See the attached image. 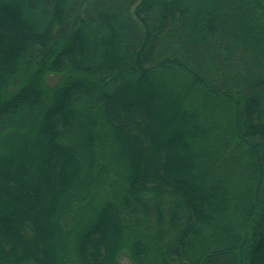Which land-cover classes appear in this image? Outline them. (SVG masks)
<instances>
[{
	"label": "trees",
	"instance_id": "1",
	"mask_svg": "<svg viewBox=\"0 0 264 264\" xmlns=\"http://www.w3.org/2000/svg\"><path fill=\"white\" fill-rule=\"evenodd\" d=\"M122 256L264 264V0H0V264Z\"/></svg>",
	"mask_w": 264,
	"mask_h": 264
},
{
	"label": "rangeland",
	"instance_id": "2",
	"mask_svg": "<svg viewBox=\"0 0 264 264\" xmlns=\"http://www.w3.org/2000/svg\"><path fill=\"white\" fill-rule=\"evenodd\" d=\"M38 151L41 153L40 150H38ZM37 156H38V154H36V153L33 152V157H34V159H36ZM19 158H20V160H21L22 162H25V161L28 162V160H27L26 157H25V158H23V157H19ZM120 261H121L122 264H129L127 258L124 257V256L121 257Z\"/></svg>",
	"mask_w": 264,
	"mask_h": 264
}]
</instances>
